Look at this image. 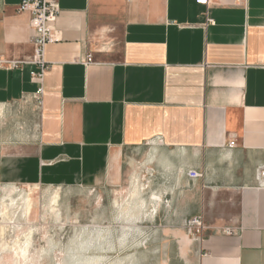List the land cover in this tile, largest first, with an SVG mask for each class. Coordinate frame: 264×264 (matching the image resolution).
Here are the masks:
<instances>
[{
  "label": "crops",
  "instance_id": "0c3cea01",
  "mask_svg": "<svg viewBox=\"0 0 264 264\" xmlns=\"http://www.w3.org/2000/svg\"><path fill=\"white\" fill-rule=\"evenodd\" d=\"M57 2L38 94L9 64L33 55L30 15L0 0V193L134 179L157 264H264V0Z\"/></svg>",
  "mask_w": 264,
  "mask_h": 264
},
{
  "label": "rangeland",
  "instance_id": "374dc122",
  "mask_svg": "<svg viewBox=\"0 0 264 264\" xmlns=\"http://www.w3.org/2000/svg\"><path fill=\"white\" fill-rule=\"evenodd\" d=\"M139 197L134 179L120 187L3 185L0 264H157L142 250Z\"/></svg>",
  "mask_w": 264,
  "mask_h": 264
},
{
  "label": "built area",
  "instance_id": "2783aa9c",
  "mask_svg": "<svg viewBox=\"0 0 264 264\" xmlns=\"http://www.w3.org/2000/svg\"><path fill=\"white\" fill-rule=\"evenodd\" d=\"M196 4L209 6L213 3H222L225 0H194ZM17 10L20 13H28L30 15V25L33 29L32 45L33 55L30 59L24 61H10L12 67L19 65L30 64L34 65L36 69L30 71V78L32 81L39 84L38 94H41V83L45 71L48 69L49 64L45 60V47L47 44L54 43L60 40V35L55 28V21L59 14V6L57 0H19ZM211 23L213 21H210ZM92 60L91 55L86 58V63ZM40 96V95H39ZM40 103V97L38 99ZM235 140L228 143V147L235 146ZM191 178H196L199 173L195 170L187 172ZM183 227L186 232L192 236H199L203 230V221L200 216H195L186 219L183 222ZM226 234H231L233 231L225 229Z\"/></svg>",
  "mask_w": 264,
  "mask_h": 264
},
{
  "label": "bare ground",
  "instance_id": "6f19581e",
  "mask_svg": "<svg viewBox=\"0 0 264 264\" xmlns=\"http://www.w3.org/2000/svg\"><path fill=\"white\" fill-rule=\"evenodd\" d=\"M25 252V250H23V253Z\"/></svg>",
  "mask_w": 264,
  "mask_h": 264
}]
</instances>
